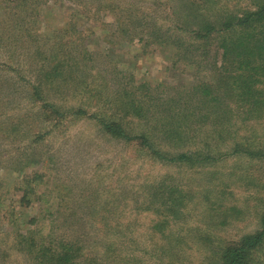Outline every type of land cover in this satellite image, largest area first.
<instances>
[{"label":"trees","instance_id":"1","mask_svg":"<svg viewBox=\"0 0 264 264\" xmlns=\"http://www.w3.org/2000/svg\"><path fill=\"white\" fill-rule=\"evenodd\" d=\"M68 1L72 8L67 10L72 12L62 26L50 28L40 23L48 0H0V55H4L0 71L19 79L21 69L29 72L32 86L27 99L41 104L45 122L56 126L67 118L88 115L109 137L135 143L146 157L163 165L196 166L238 156L264 160L263 151L235 137L237 124L264 113V0H249L239 8H228L225 0ZM106 14L112 18L111 35L127 44L137 39L143 43L142 49L159 48L167 53L171 70L181 68L195 81L182 86L166 81L136 82L131 73L116 65L98 66L97 62L117 56L113 51L92 50L89 39L96 33L80 21L91 18L97 23ZM13 53H20V58L15 61ZM5 56L17 68L3 64ZM15 91L14 85L0 79V106L4 103L7 109ZM71 99L77 103L67 105ZM90 107L103 109L104 114L89 112ZM9 115L7 112L5 117L7 130L0 124L7 138L22 125L11 121ZM221 145L226 149L209 150ZM172 148L176 152H171ZM43 177L33 171L20 181V204L29 205V195L35 193L33 185ZM163 180L148 191V199L143 201L154 202L144 209L179 218L186 192ZM6 208L3 217L9 216L6 223L13 222L15 228L16 220L10 218L13 211ZM135 209L143 210L142 206ZM55 221L66 225L60 219ZM54 234L53 224L46 241L37 242L29 230L14 232L13 248L35 264H100L94 256L86 255L77 238L57 239ZM263 246L264 211L260 229L224 246L218 264H255L253 254ZM121 248L118 257L122 263L124 257L135 261Z\"/></svg>","mask_w":264,"mask_h":264},{"label":"rangeland","instance_id":"2","mask_svg":"<svg viewBox=\"0 0 264 264\" xmlns=\"http://www.w3.org/2000/svg\"><path fill=\"white\" fill-rule=\"evenodd\" d=\"M247 2L225 0L228 8L244 7ZM68 8H72L68 0H48L42 7L40 23L50 28L62 26L72 12ZM2 11L0 2L1 16ZM92 21H80L81 26L90 25L96 33L89 39L90 48L109 54L113 51L117 56L97 62L98 66L116 65L131 73L136 82L166 81L182 86L195 81L181 68L171 70L167 53L159 48L142 49L143 43L137 39L127 44L111 35L110 15H104L100 22ZM14 55L15 61L20 58V53ZM4 58L3 64L17 68L12 59ZM21 70L20 79L0 71V79L16 87L9 107L6 109L4 103L0 106V124L7 130V112L11 121L22 122L20 130L9 138L0 131V264H35L13 248V234L29 230L37 242L46 241L51 224L53 236L77 238L86 255L94 256L100 264H218L224 246L260 229L264 160L238 156L196 166L163 165L146 157L135 143L109 137L88 115L67 118L53 126L43 120L46 113L39 111L41 104L27 99L32 86L30 74ZM75 102L71 99L67 105ZM96 108L88 110L104 114L103 109ZM251 119L237 124L235 137L264 152V113ZM33 139L40 140L32 144ZM220 147L209 150L226 149ZM33 171L44 177L33 185L35 193L29 195V205L25 206L20 204V181ZM162 180L186 192L179 218L169 213V219L160 211L144 209L154 200L143 199H148V191ZM7 206L13 211L10 218L16 220L15 228L13 222L6 223L9 216L3 217ZM138 206L143 210L135 209ZM31 218L34 222L30 223ZM58 219L65 227L55 221ZM121 247L124 255L130 254L135 261L124 257L122 263L118 257ZM253 256L255 264H264V246Z\"/></svg>","mask_w":264,"mask_h":264}]
</instances>
